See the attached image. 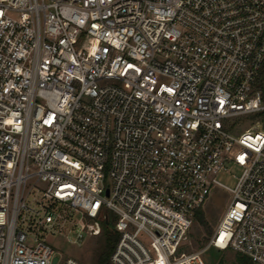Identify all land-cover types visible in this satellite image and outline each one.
I'll return each instance as SVG.
<instances>
[{"label":"built area","instance_id":"2783aa9c","mask_svg":"<svg viewBox=\"0 0 264 264\" xmlns=\"http://www.w3.org/2000/svg\"><path fill=\"white\" fill-rule=\"evenodd\" d=\"M216 187L227 207L186 252ZM60 205L78 238L110 223V264H264V0H0V264H88L34 232Z\"/></svg>","mask_w":264,"mask_h":264},{"label":"rangeland","instance_id":"374dc122","mask_svg":"<svg viewBox=\"0 0 264 264\" xmlns=\"http://www.w3.org/2000/svg\"><path fill=\"white\" fill-rule=\"evenodd\" d=\"M256 115H252L250 119H256ZM241 172V168L230 165L228 172H219L216 179L228 186L233 187L235 184V177ZM40 186H42L40 184ZM29 187V184L27 185ZM26 189L25 203L28 206L37 207L33 199V191ZM229 201V193L223 188L216 187L212 190L209 198L200 208L204 223L201 224L193 219L187 235L185 244L183 246L184 251L193 252L198 251L207 244L209 238L211 237L213 230L227 207ZM56 212L59 217L56 218L52 225V230L45 231L41 228H34V232L43 237L44 240L52 246L54 254L60 257V260L66 257L81 260L88 264H98L100 257L108 246L111 240L115 241L118 234L116 232L112 233L110 236L107 235V226L105 222L97 221L100 227L99 234H83L81 238L77 237L79 222L82 221L80 215L66 206H58ZM20 219L25 216L23 212L20 213ZM109 218L112 219L113 216L109 213ZM26 223V221L24 222ZM110 226V223H108ZM209 232H206V231ZM113 247V244H112ZM203 258L209 264L219 263L220 261L230 264L235 261L236 252L233 250H217L215 248L208 249L204 254Z\"/></svg>","mask_w":264,"mask_h":264},{"label":"trees","instance_id":"16d2710c","mask_svg":"<svg viewBox=\"0 0 264 264\" xmlns=\"http://www.w3.org/2000/svg\"><path fill=\"white\" fill-rule=\"evenodd\" d=\"M194 220H196L197 222H199L201 224L204 223V219H203L202 212L200 211V209H198L195 212ZM105 224L107 226V235L110 236L114 232H112L110 226L107 223H105ZM206 232H209V231L207 230ZM114 242L115 241L111 240L109 242L108 246H106V248L103 252V255L99 259L98 264H110L109 256H110V253L112 251V244H114ZM217 264H227V263L220 261ZM230 264H254V263L247 256L242 255L240 253H236L235 261L233 263H230Z\"/></svg>","mask_w":264,"mask_h":264},{"label":"water","instance_id":"95a60500","mask_svg":"<svg viewBox=\"0 0 264 264\" xmlns=\"http://www.w3.org/2000/svg\"><path fill=\"white\" fill-rule=\"evenodd\" d=\"M56 261V257H53L52 264Z\"/></svg>","mask_w":264,"mask_h":264}]
</instances>
